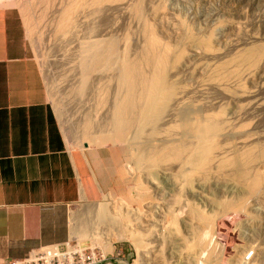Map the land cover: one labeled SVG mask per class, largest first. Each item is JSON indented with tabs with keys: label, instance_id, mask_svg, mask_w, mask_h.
<instances>
[{
	"label": "rangeland",
	"instance_id": "1",
	"mask_svg": "<svg viewBox=\"0 0 264 264\" xmlns=\"http://www.w3.org/2000/svg\"><path fill=\"white\" fill-rule=\"evenodd\" d=\"M11 2L69 146L142 157L109 252L264 264V0Z\"/></svg>",
	"mask_w": 264,
	"mask_h": 264
},
{
	"label": "crops",
	"instance_id": "2",
	"mask_svg": "<svg viewBox=\"0 0 264 264\" xmlns=\"http://www.w3.org/2000/svg\"><path fill=\"white\" fill-rule=\"evenodd\" d=\"M46 94L22 14L0 0V264L65 241L104 249L102 264H128L109 252V226L118 198L131 209L132 194H144L142 157L70 147Z\"/></svg>",
	"mask_w": 264,
	"mask_h": 264
},
{
	"label": "built area",
	"instance_id": "3",
	"mask_svg": "<svg viewBox=\"0 0 264 264\" xmlns=\"http://www.w3.org/2000/svg\"><path fill=\"white\" fill-rule=\"evenodd\" d=\"M111 256L96 246H81L76 242L65 241L39 246L25 257L4 264H102Z\"/></svg>",
	"mask_w": 264,
	"mask_h": 264
},
{
	"label": "bare ground",
	"instance_id": "4",
	"mask_svg": "<svg viewBox=\"0 0 264 264\" xmlns=\"http://www.w3.org/2000/svg\"><path fill=\"white\" fill-rule=\"evenodd\" d=\"M134 70H135V69H134ZM132 72H133V70H132ZM127 76H128V75H127ZM129 76H131V75L129 74ZM126 78H127V77H126ZM153 79H155V78H153ZM155 80L158 81V78L156 77ZM127 81H128V80H127ZM155 82H156V81H155ZM158 82H160V81H158ZM126 83H127V82H126ZM131 83H132V82H131ZM156 83H157V82H156ZM130 85H131V84H130ZM150 85H151V84H150ZM152 87H154V86H152ZM156 87H157V86H156ZM158 87H160V86H158ZM131 89H132V88H131ZM147 89H149V87H148ZM150 89H151V88H150ZM150 89H149V90H150ZM144 90H145V89H144ZM155 90H156V89H155ZM158 90H159V88H158ZM159 91H160V90H159ZM157 92H158V91H157ZM151 93H152V92H151ZM151 93H150V94H151ZM153 94H154V92H153ZM151 96H152V95H151ZM147 97H148V96H147ZM152 97H153V96H152ZM131 100H132V99H131ZM150 100H151V99H150ZM121 101H123V100H121ZM121 101H120V102H121ZM152 101H153V100H152ZM127 102H128V101H127ZM127 102H125V103L123 104V106H124L123 110H122V107H123V106L120 108V110H122V111H124V112L126 111V109H127V106H126V105L129 104V103L127 104ZM146 103H147V102H146ZM148 103H149V102H148ZM132 104H133V103H132ZM117 110H119V108H118ZM122 111H120V114H121ZM117 112H118V111H117ZM126 113H128V112H126ZM123 114H124V113H123ZM123 114H121V115H123ZM117 115H118V114H117ZM121 115H118V116H115V117L117 118V117H119V116H121ZM124 115H125V114H124ZM126 116H127V115H126ZM120 119H121V118H119V120H120ZM122 119H124V118H122ZM123 121H124V120H123ZM124 124H125V121H124ZM122 125H123V123H122ZM123 126H125V125H123ZM117 133H118V132H117ZM118 138H120V136H119ZM111 142H112V141H111ZM124 163H125V162H124ZM122 166H123V165H122ZM123 168H124V167H123ZM109 251H111V248H109ZM106 252H107V251H106Z\"/></svg>",
	"mask_w": 264,
	"mask_h": 264
}]
</instances>
